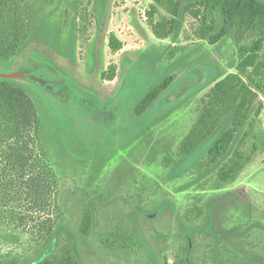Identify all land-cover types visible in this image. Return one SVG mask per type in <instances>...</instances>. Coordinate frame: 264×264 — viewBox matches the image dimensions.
I'll return each instance as SVG.
<instances>
[{
    "label": "rangeland",
    "instance_id": "rangeland-1",
    "mask_svg": "<svg viewBox=\"0 0 264 264\" xmlns=\"http://www.w3.org/2000/svg\"><path fill=\"white\" fill-rule=\"evenodd\" d=\"M14 1L30 32L0 62V75L34 103L36 146L57 181L58 237L25 264L65 244L81 264H264V95L258 92L260 114L216 161L208 149L230 114L191 151L179 152L204 95L237 72L241 51L258 40L264 70V23L243 32L235 26L211 43L223 24L211 0H173L176 15L156 0ZM170 19V33L158 38L152 25ZM111 34L120 49H111ZM166 77L170 82L136 113ZM239 157L241 167L222 180ZM88 203L95 216L83 234ZM125 235L133 237L128 245ZM10 247L0 241L2 253Z\"/></svg>",
    "mask_w": 264,
    "mask_h": 264
},
{
    "label": "trees",
    "instance_id": "trees-1",
    "mask_svg": "<svg viewBox=\"0 0 264 264\" xmlns=\"http://www.w3.org/2000/svg\"><path fill=\"white\" fill-rule=\"evenodd\" d=\"M156 1L172 15L178 14L177 3L172 5L173 0ZM211 1L219 8L223 20L220 31L209 39L211 43L235 26L243 32L257 23H264V0ZM172 24L173 19L159 21L152 25V31L158 38H165ZM29 32L30 25L24 19L22 8L14 0H0V62L7 61L18 52ZM109 45L113 50L121 48V42L113 34L109 37ZM260 46L261 41L258 40L249 51L242 50L241 59L235 66L237 72L227 74L207 91L202 98L200 116L181 141L179 152L191 151L230 114V125L208 149L210 161H216L226 152L236 132L251 115L260 114L262 103L258 92L264 95V70L257 62ZM170 80L171 77H166L148 91L136 105V113L143 112ZM40 125L34 103L25 91L8 78L0 77V241L13 245L3 253L0 251V264H25L27 256L36 257L40 249L46 251L51 241L58 237V223L53 218L57 181L36 146ZM242 160L239 157L230 162L222 171L221 179L231 178L241 167ZM94 212L95 209L88 203L79 226L81 233H90ZM132 241L131 235L122 237L123 245ZM30 264L81 263L71 247L65 244ZM173 264L188 262L182 260Z\"/></svg>",
    "mask_w": 264,
    "mask_h": 264
},
{
    "label": "water",
    "instance_id": "water-1",
    "mask_svg": "<svg viewBox=\"0 0 264 264\" xmlns=\"http://www.w3.org/2000/svg\"><path fill=\"white\" fill-rule=\"evenodd\" d=\"M0 77H6V76H4V75L1 74Z\"/></svg>",
    "mask_w": 264,
    "mask_h": 264
}]
</instances>
